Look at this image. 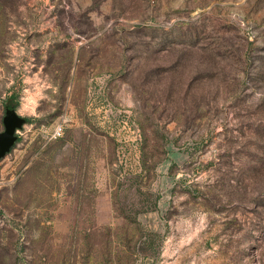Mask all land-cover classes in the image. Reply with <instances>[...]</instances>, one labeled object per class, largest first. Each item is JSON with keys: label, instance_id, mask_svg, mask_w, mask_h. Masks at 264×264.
Instances as JSON below:
<instances>
[{"label": "rangeland", "instance_id": "1", "mask_svg": "<svg viewBox=\"0 0 264 264\" xmlns=\"http://www.w3.org/2000/svg\"><path fill=\"white\" fill-rule=\"evenodd\" d=\"M6 106L0 264H264V0H0Z\"/></svg>", "mask_w": 264, "mask_h": 264}, {"label": "water", "instance_id": "2", "mask_svg": "<svg viewBox=\"0 0 264 264\" xmlns=\"http://www.w3.org/2000/svg\"><path fill=\"white\" fill-rule=\"evenodd\" d=\"M3 129L0 131V158H2L17 140V131L25 123V117L19 115L12 106H6L2 117Z\"/></svg>", "mask_w": 264, "mask_h": 264}, {"label": "built area", "instance_id": "3", "mask_svg": "<svg viewBox=\"0 0 264 264\" xmlns=\"http://www.w3.org/2000/svg\"><path fill=\"white\" fill-rule=\"evenodd\" d=\"M56 133H57V134H60V132H55V134H56Z\"/></svg>", "mask_w": 264, "mask_h": 264}]
</instances>
